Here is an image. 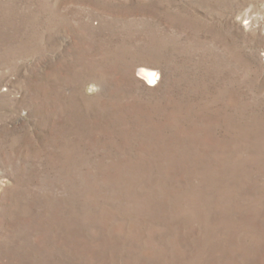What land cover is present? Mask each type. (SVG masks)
<instances>
[{
  "label": "rangeland",
  "instance_id": "1",
  "mask_svg": "<svg viewBox=\"0 0 264 264\" xmlns=\"http://www.w3.org/2000/svg\"><path fill=\"white\" fill-rule=\"evenodd\" d=\"M0 264H264V0H0Z\"/></svg>",
  "mask_w": 264,
  "mask_h": 264
},
{
  "label": "bare ground",
  "instance_id": "2",
  "mask_svg": "<svg viewBox=\"0 0 264 264\" xmlns=\"http://www.w3.org/2000/svg\"><path fill=\"white\" fill-rule=\"evenodd\" d=\"M147 74V73H146ZM153 74V73H152ZM154 74L156 75V73L154 72ZM151 77H152V75H151Z\"/></svg>",
  "mask_w": 264,
  "mask_h": 264
}]
</instances>
